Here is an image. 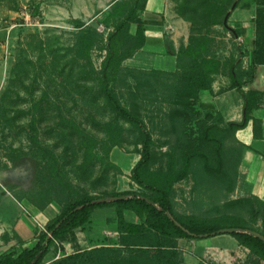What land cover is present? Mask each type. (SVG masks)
<instances>
[{"label":"trees","instance_id":"obj_1","mask_svg":"<svg viewBox=\"0 0 264 264\" xmlns=\"http://www.w3.org/2000/svg\"><path fill=\"white\" fill-rule=\"evenodd\" d=\"M171 1L177 15L190 23L188 43L174 52L173 70L145 69L123 63L146 43L145 27L152 21L142 18L139 12L145 9L147 0L113 1L111 11L99 20L108 28L106 34L94 25L76 23L79 26L73 45L76 58L90 62L91 50L104 41L96 94L138 133L139 158L131 167L130 178L139 188L69 199L46 221L30 245L1 251L0 264H43L55 242L71 240L78 246L76 229L89 224L94 210L104 207L114 209L116 241L85 250L77 247L50 264H180L178 238L209 237L221 234L224 228H232L227 234L248 250L246 264H264V240L254 234L264 236V199L253 195L228 197L237 184L243 149L235 137L236 131L251 122L253 136H261V120L253 115V110L263 105L261 93L251 87L243 90L242 86L253 80L255 67L264 64V0H253L254 36L247 53L248 65L242 67L241 59L234 58L228 86L242 94L243 119L225 124L214 119L213 108L204 105L202 113L198 104L199 92L211 89L212 75L219 66L211 49L212 38L200 30L218 23L233 37L242 35V29L228 25L230 13L241 0ZM112 16L116 20L110 24ZM156 23L161 21L158 19ZM238 49L243 54L241 45ZM120 80L133 83L130 89L135 96L148 88L168 102L162 113L166 123L165 139L161 142L167 146L164 152L155 153L152 131L141 114L119 100L115 84ZM116 143L113 141L111 145ZM45 156L54 158L47 150ZM187 176L192 179L193 190L214 194L211 193L215 197H211L213 204L207 213L215 214L183 216L176 212L174 185ZM126 211L132 212L137 220H127ZM248 215L250 222L246 219ZM258 220L259 226L253 225Z\"/></svg>","mask_w":264,"mask_h":264},{"label":"rangeland","instance_id":"obj_2","mask_svg":"<svg viewBox=\"0 0 264 264\" xmlns=\"http://www.w3.org/2000/svg\"><path fill=\"white\" fill-rule=\"evenodd\" d=\"M113 1L0 0V246H7L5 250H19L35 240L46 223L39 220L36 211L51 202L60 209L77 196L139 188L130 178L131 167L139 158L138 133L96 94L104 41L91 50L90 62L73 53L79 31L77 21L94 25L106 34L108 28L99 20L111 11ZM139 13L145 18L143 11ZM115 20L112 16L110 24ZM200 32L212 38L215 57L218 55L213 46L220 48L226 43L236 55V43H231L230 33L221 24ZM222 55L223 59L231 56ZM129 58L136 61V65L131 64L138 68L137 63L146 60L135 57V53ZM132 84L130 80L127 84L118 81L117 96L125 107L141 114L152 131L154 151L160 154L167 148L161 142L166 126L162 113L168 102L148 88L135 96ZM113 141L117 143L111 145ZM46 150L54 158L45 156ZM211 193L193 190L192 179L187 176L174 185V208L183 216L213 215L215 212L207 213L215 197ZM228 197L237 194L233 191ZM98 210H94L92 218ZM21 215L33 224L31 238L16 232V220ZM97 218L96 224L90 222L76 229L78 246L71 240L55 242L43 264L77 247L85 250L116 241L115 212L106 225ZM246 219L250 222L249 215ZM259 224L258 220L253 225ZM236 252L239 257L237 253L231 257L218 255L214 257L217 261L200 257L198 264H246V249ZM177 257L180 261L181 257Z\"/></svg>","mask_w":264,"mask_h":264},{"label":"crops","instance_id":"obj_3","mask_svg":"<svg viewBox=\"0 0 264 264\" xmlns=\"http://www.w3.org/2000/svg\"><path fill=\"white\" fill-rule=\"evenodd\" d=\"M254 9L255 2L253 0H241L239 5L230 13L228 25L232 28H240L243 30L242 35L238 37H233L230 31H228L231 36V43L234 41L236 43V55L234 54L235 49L232 50L229 43L222 44L223 46H219L220 48L213 46L218 55L219 66L217 71L212 75L211 89L200 91L198 94V104L201 107V112H205L204 105L210 106V108L215 110L214 119L220 122V124L241 122L243 119L242 94L237 88H229L228 86L231 81V73L234 69V58L239 57L241 59L240 65L242 67L248 65L247 53L251 48L250 41L254 36L252 24ZM143 12L145 13V19L152 22L145 27V45L135 52V57L142 56L146 60H141L137 64L140 65V68L145 69H175L174 52L178 50L179 46L188 43L190 23L177 15L174 9V3L171 0H147ZM158 19L161 21V24L156 23ZM224 37L223 35L222 39ZM238 38L242 42H239L237 40ZM239 45L242 47L243 54H240L238 49ZM224 53L231 56L223 59L222 54ZM221 55L222 58H220ZM131 62L136 65V61L133 58H129L125 62V65L129 63L130 66H134ZM250 87L259 90L263 100V105L253 110V115L261 120V136L258 138L253 136L251 122L239 128L235 133L236 139L243 144V149L238 166V180L234 192L237 196L253 195L264 199V64L255 67L253 80L243 85L242 89L247 90ZM98 209L99 212L93 218L91 217L90 222H98L99 219H95L98 216L106 225L114 209L112 207ZM58 210L57 203L54 204L51 202L45 209L36 211V215L39 217V220L46 222ZM125 218L131 221L137 220V217L129 211L125 212ZM16 225L15 229L20 237L26 236L31 238L32 234H34L32 232L34 229L33 224L27 217L25 218V216L21 215L17 218ZM114 227L116 228V225ZM89 234L92 235V233ZM228 235L221 233L202 238H178L177 251L181 250L179 252V257H181L180 264H198L200 257H209L217 261L214 257L218 255L231 257L240 248L246 249L238 245L232 236L228 238ZM6 247L0 246V252L5 250ZM236 255V257L240 256L238 253ZM202 261L205 262L204 260ZM208 262L206 263L208 264Z\"/></svg>","mask_w":264,"mask_h":264},{"label":"water","instance_id":"obj_4","mask_svg":"<svg viewBox=\"0 0 264 264\" xmlns=\"http://www.w3.org/2000/svg\"><path fill=\"white\" fill-rule=\"evenodd\" d=\"M226 20H227V17L224 18V22H225V23H226ZM232 231H233L232 228H224V229H221V230H220V232H222V233H230V232H232ZM254 234H255L256 236H258L259 238H261L262 240H264V236H263V235H260V234H258V233H256V232H254Z\"/></svg>","mask_w":264,"mask_h":264},{"label":"built area","instance_id":"obj_5","mask_svg":"<svg viewBox=\"0 0 264 264\" xmlns=\"http://www.w3.org/2000/svg\"><path fill=\"white\" fill-rule=\"evenodd\" d=\"M247 250V249H246ZM248 251V250H247ZM207 264V263H206Z\"/></svg>","mask_w":264,"mask_h":264}]
</instances>
